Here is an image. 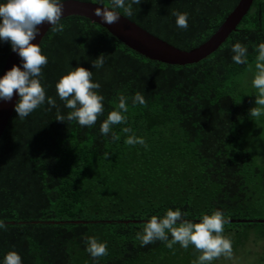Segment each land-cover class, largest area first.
Returning a JSON list of instances; mask_svg holds the SVG:
<instances>
[{
	"label": "trees",
	"instance_id": "trees-1",
	"mask_svg": "<svg viewBox=\"0 0 264 264\" xmlns=\"http://www.w3.org/2000/svg\"><path fill=\"white\" fill-rule=\"evenodd\" d=\"M79 1L111 6L110 0ZM238 2L141 0L131 17L117 11L174 47L191 50ZM174 10L189 14L187 30L177 27ZM61 23L62 33L49 28L39 44L48 58L41 81L46 95L66 117L70 110L56 84L72 67H84L101 84L104 113L93 127H82L57 121V108L49 111L47 103L24 120L13 110L0 137V220L7 225L0 229V264L9 251L22 264H193L200 255L194 246L169 249L156 241L142 247L136 239L151 216L162 217L169 208L196 223L202 214L222 211L230 221L223 235L235 240L233 251L242 240L240 233L234 239L236 226L260 225L264 239V221H249L264 205V115H249L258 94L252 81L256 46L264 42V0L252 2L216 50L185 64L149 59L84 16L69 15ZM236 42L247 47V64L232 60ZM10 52V42L0 41V73ZM101 53L106 62L95 69L92 61ZM136 92L146 106H133ZM119 94L127 97L128 121L113 126L120 136L113 141L100 125ZM124 127L147 146L126 145ZM92 236L108 245L99 260L86 251L85 239Z\"/></svg>",
	"mask_w": 264,
	"mask_h": 264
},
{
	"label": "clouds",
	"instance_id": "clouds-1",
	"mask_svg": "<svg viewBox=\"0 0 264 264\" xmlns=\"http://www.w3.org/2000/svg\"><path fill=\"white\" fill-rule=\"evenodd\" d=\"M141 0H110L111 6L96 7L94 15L107 25L119 22L121 14L117 9H122L125 16L133 15V5H139ZM63 0H5L0 3V41L10 42L11 49L21 58L22 67L13 65L5 75L0 78V100L10 102L14 93H18L19 101L14 110L20 120L27 118L32 112L47 103L48 110L57 108L56 120L60 122L77 121L80 126L93 127L99 116L104 113V96L99 93L101 84L93 82L92 71L84 67H72V70L62 75L56 84L58 97L64 106L69 109L65 117L59 111L56 100L46 95V89L42 85L43 68L48 64L47 56L42 54L39 44L34 41L41 34V27L47 23L53 33H62L65 25L61 23L63 16ZM172 15L176 17V25L182 30L188 28L189 14L174 10ZM232 60L236 64L248 63L247 47L240 42L232 45ZM255 75L252 85L257 89L255 107L249 110V115L259 118L264 115V42L256 46ZM106 62V55L101 53L92 61L95 69H100ZM118 103L114 110L110 111L107 118L100 125L103 135L111 133L113 141H118L120 136L112 132L114 125L127 124L128 112L127 97L119 94ZM133 106L139 104L146 106V100L141 92H136L132 98ZM127 135L126 145H146L142 137H137L129 127L122 128ZM108 157V153H105ZM187 213L179 208L167 209L162 217L151 216L144 224L141 232L136 233V239L141 246H147L156 241L166 244L173 249L179 244L187 250L194 246L200 255L193 264H211L221 256L231 258L233 255V240L231 236H224V225L229 219L220 210L209 214H202L200 222L196 223L185 219ZM0 229L7 230L4 220H0ZM169 235L171 239H169ZM86 251L93 259L108 254L107 242H101L97 237L85 239ZM3 264H22V258L16 251H9Z\"/></svg>",
	"mask_w": 264,
	"mask_h": 264
},
{
	"label": "water",
	"instance_id": "water-1",
	"mask_svg": "<svg viewBox=\"0 0 264 264\" xmlns=\"http://www.w3.org/2000/svg\"><path fill=\"white\" fill-rule=\"evenodd\" d=\"M253 1L254 0H239L235 8L226 17L220 27L204 43L191 50H181L174 47L166 41L152 35L123 15H121L119 22L116 24H104L99 17L94 15V9L96 7L105 6L103 4L79 0H63L65 11L62 18L69 15L87 17L91 21L103 26L119 41L149 59L169 64H185L197 62L216 50L224 42L231 31L236 28L242 17L249 10ZM50 27L49 24L45 23L41 27V34L32 41V43L40 44L41 39ZM13 65L22 67V61L18 54L11 49V52L1 70L0 78H2L5 73L13 67ZM18 98V93H14L13 99L10 102L0 100V137L13 113ZM249 221H253V219H250ZM258 221L264 220L258 219Z\"/></svg>",
	"mask_w": 264,
	"mask_h": 264
},
{
	"label": "rangeland",
	"instance_id": "rangeland-1",
	"mask_svg": "<svg viewBox=\"0 0 264 264\" xmlns=\"http://www.w3.org/2000/svg\"><path fill=\"white\" fill-rule=\"evenodd\" d=\"M264 120V119H263ZM264 140L260 141L261 145H264ZM250 219H264V205L260 211H256L252 214ZM250 230L247 239H244L245 231ZM260 225H254L251 228L245 226H236L232 234L240 233L241 241L236 250L233 251L231 258L221 256L213 260L214 264H264V239L259 238ZM244 239V240H243ZM235 240H233V246ZM229 260V261H228Z\"/></svg>",
	"mask_w": 264,
	"mask_h": 264
}]
</instances>
